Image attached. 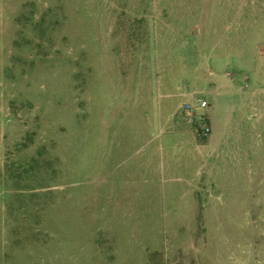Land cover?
<instances>
[{
  "label": "rangeland",
  "instance_id": "374dc122",
  "mask_svg": "<svg viewBox=\"0 0 264 264\" xmlns=\"http://www.w3.org/2000/svg\"><path fill=\"white\" fill-rule=\"evenodd\" d=\"M0 264H264V0H0Z\"/></svg>",
  "mask_w": 264,
  "mask_h": 264
},
{
  "label": "built area",
  "instance_id": "2783aa9c",
  "mask_svg": "<svg viewBox=\"0 0 264 264\" xmlns=\"http://www.w3.org/2000/svg\"><path fill=\"white\" fill-rule=\"evenodd\" d=\"M182 101L171 115L172 126L186 125L195 137L208 138L212 127L208 115L205 113L208 101L204 92L188 91L186 88L180 92Z\"/></svg>",
  "mask_w": 264,
  "mask_h": 264
},
{
  "label": "crops",
  "instance_id": "0c3cea01",
  "mask_svg": "<svg viewBox=\"0 0 264 264\" xmlns=\"http://www.w3.org/2000/svg\"><path fill=\"white\" fill-rule=\"evenodd\" d=\"M180 92L181 91H178V93L176 95H177V97L180 98V102H181L182 101V97L180 96ZM179 103H178V105H179ZM205 113L208 115L209 120H210V124H211V127H212L211 140H213L212 139L213 136H215L216 134H221V126H220V124H218L216 122V119L214 117H211V111H209V102H208V107L205 110ZM170 121H171V117H170V119H167V122H170ZM177 127L182 128L181 131H182V136L183 137H184L185 134H192L193 135V133L189 130V128L186 125L182 124V125L177 126Z\"/></svg>",
  "mask_w": 264,
  "mask_h": 264
}]
</instances>
